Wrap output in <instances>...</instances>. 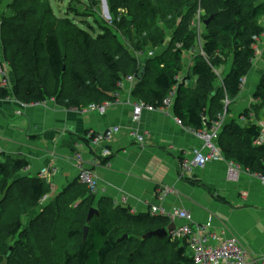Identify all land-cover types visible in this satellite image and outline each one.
Here are the masks:
<instances>
[{
    "label": "trees",
    "instance_id": "obj_1",
    "mask_svg": "<svg viewBox=\"0 0 264 264\" xmlns=\"http://www.w3.org/2000/svg\"><path fill=\"white\" fill-rule=\"evenodd\" d=\"M96 3L92 1L91 7L95 8ZM107 3L110 12L124 14L115 20L114 29L105 28L95 34L94 26L87 21L80 25L69 11L64 16L57 15L50 0H16L10 4L14 14L2 15L0 37L16 85H0V98L16 93L27 104L55 98L67 109L81 110L114 101L119 82L136 75L144 66L140 87L134 91L139 100L156 108L165 107V99L177 87L173 106L176 117L191 130L210 129L224 111V100H233L240 94L253 68L256 38L264 32V3ZM168 29L172 36L166 46ZM119 32L131 41L134 52L145 53L149 47L152 49L148 50L167 48L142 64L121 43ZM198 42L203 53L193 58L197 84L190 89L185 80L179 82L178 78L185 55L195 53ZM84 92L90 97L87 100ZM96 94L99 97L92 98ZM255 97L264 105V84H260ZM253 110L242 115L248 119L247 124L233 121L226 125L219 141L226 158L252 174L264 175V145L256 144L261 128L251 120ZM25 165L21 161L12 166L0 162V264H195L182 241L170 236L146 237L168 225L166 216L133 214L130 207L104 197L96 206L99 214L88 224V214L96 199L80 182L67 187L54 204L46 206L25 227L22 218L28 217L51 192L50 184L41 179L13 180ZM86 226L89 233L85 240ZM11 238L16 239L13 245L9 244ZM10 247L13 251L8 257Z\"/></svg>",
    "mask_w": 264,
    "mask_h": 264
},
{
    "label": "crops",
    "instance_id": "obj_2",
    "mask_svg": "<svg viewBox=\"0 0 264 264\" xmlns=\"http://www.w3.org/2000/svg\"><path fill=\"white\" fill-rule=\"evenodd\" d=\"M261 24L264 26V20ZM198 44L195 53L185 55L178 78L179 82L185 80L186 87L190 89L197 84L193 58L203 53L201 42ZM166 48L152 52L154 56L161 55ZM256 49L253 68L246 76L240 94L230 99L232 102L224 127L233 121L247 124L248 119L242 115L249 109L255 110L256 106L257 110L250 112L251 120L255 123L264 120V105L255 97L260 84H264V38L257 42ZM132 53L138 59L144 56L141 52ZM0 63L12 88L16 85V77L4 58L1 37ZM141 81L124 82L114 92L116 99L110 101L105 113L89 108L67 109L55 98L34 104L23 102L16 93L0 98V162L11 166L17 161L26 162L14 174L13 180L25 177L41 179L51 186V192L28 217L35 218L46 206L54 204L67 187L80 182L76 155L81 154L83 160L90 161L96 153L90 147L87 132H101L118 126L121 131L109 145L114 154L106 160L100 159L93 167L99 179L94 207L105 197L117 205L130 207L133 214L160 217L152 214L153 207L168 211L184 209L192 214L193 227L205 224L209 216H213L212 227L207 232L221 238H236L252 255L264 256V183L243 168L239 179L230 181L227 170L232 160L224 155L220 139L221 159L183 174L181 161L191 158L193 149L202 146L203 142L196 131L178 124L174 101L169 107L145 110L136 120L134 105L141 100L134 91L140 87ZM138 136L144 140L140 142ZM43 167L50 170L47 178L40 177ZM83 186L87 188L85 184ZM166 189L169 193L164 194ZM31 218H28V225ZM173 222L176 226L184 223L182 219L172 221L169 218L165 228ZM178 241L184 243L189 254L185 241Z\"/></svg>",
    "mask_w": 264,
    "mask_h": 264
},
{
    "label": "built area",
    "instance_id": "obj_3",
    "mask_svg": "<svg viewBox=\"0 0 264 264\" xmlns=\"http://www.w3.org/2000/svg\"><path fill=\"white\" fill-rule=\"evenodd\" d=\"M199 18V17H198ZM264 37V32L261 34ZM257 37V41H258ZM140 55V53H138ZM154 56V52H150ZM126 79L119 82V87H122L124 82H134L136 76L132 75L125 77ZM0 85L10 88L9 80L3 66H0ZM177 94L175 87L165 99V107L173 104ZM231 101L227 98L224 100V112L220 114L219 120L215 121L210 129L196 131L197 136L202 140V146L193 149L191 158H184L181 161V169L183 174H189L194 169L203 168L209 162L221 159L222 152L218 147V140L224 128V122L228 113V108ZM111 102L108 101L102 104H92L89 109L100 113H105ZM157 108L153 105L139 101L134 105V118L138 120L143 111H155ZM178 124L183 125L180 118H176ZM261 128L260 136L256 141L257 145H264V120L257 122ZM121 131L118 126L110 127L101 132L88 131L86 134L91 149L96 151L94 158L90 161L83 160L81 154L76 155L78 164V178L80 182L85 184L89 192L95 195L98 192L99 179L93 167L100 162V159L106 160L110 158L114 151L109 146L114 140L117 133ZM134 135H138L136 132ZM140 142L144 139L138 136ZM98 150V151H97ZM242 167L231 161L228 165L227 177L230 181L236 182L239 179ZM50 175V170L43 167L40 170V177L47 178ZM263 183L264 175L255 174ZM169 193V190H164V194ZM153 215L166 216L174 221L176 218L182 219L183 224L178 225L175 229L169 232V236L174 240H183L194 258L195 264H264V256L252 255L236 238H221L213 232H207V229L212 227L213 216H209L207 222L200 226L193 227L192 214L184 209H174L168 211L162 207H153L151 210Z\"/></svg>",
    "mask_w": 264,
    "mask_h": 264
},
{
    "label": "rangeland",
    "instance_id": "obj_4",
    "mask_svg": "<svg viewBox=\"0 0 264 264\" xmlns=\"http://www.w3.org/2000/svg\"><path fill=\"white\" fill-rule=\"evenodd\" d=\"M50 1H51L53 10L57 15H64L63 14L64 12L69 11L70 17L74 18L77 22H79L80 25L84 26V24H82L83 21L89 22V24L94 26V31H92L93 34H95V32H101V30H103L105 28L114 29L115 20L118 19L122 14H124V11H119V14H116V13L110 12V10H109V13H107L103 0H91V1L88 0L87 2H85V0H50ZM92 1L97 2L96 3L97 5L95 8L91 7ZM258 1L264 2V0H258ZM15 3H16V0H4L1 2V4H0V21H1L2 15L14 14L13 9L10 8L9 5L15 4ZM263 20H264V18L262 19V21ZM199 23H200V20H198V23H197L198 26H199ZM160 24H162V23H160ZM123 34H124L123 32L118 33L119 40L121 41L122 44H124V46L127 48V50L134 52L133 51V45H132L131 41H129L127 38H125V36ZM171 36H172V30L168 29L167 30L166 46L169 44V41H170L169 39L171 38ZM261 38H264V37H261V35H260L258 38V41L261 40ZM148 49H152V48L149 47ZM148 49L144 53V56L139 58L140 61L142 62V64H144L150 57H153L150 55V52H152L153 50H148ZM162 50L158 49L157 51L161 52ZM124 79H126V78L124 77L122 80H124ZM80 92H81V89H80ZM83 97L86 100L88 98H90L89 95H87V93H85V92L83 93ZM96 97H99V94L92 95V98H96ZM228 99L230 100V98H228ZM231 109L233 110V107ZM230 114H231V112H229V115ZM28 218H31V217L29 216V217L22 218L23 224L25 227L28 226V223H27L29 221ZM31 220H32V218H31ZM15 241H16L15 238H11L9 240V244L13 245L15 243Z\"/></svg>",
    "mask_w": 264,
    "mask_h": 264
},
{
    "label": "water",
    "instance_id": "obj_5",
    "mask_svg": "<svg viewBox=\"0 0 264 264\" xmlns=\"http://www.w3.org/2000/svg\"><path fill=\"white\" fill-rule=\"evenodd\" d=\"M104 1V6L106 9V12L109 13V7H108V3L107 0H103ZM212 17H210L209 19H207L206 21H204L205 25H207L210 21H211ZM194 51V50H193ZM144 70L145 67L143 66L140 71L136 74V79H138L139 81H141L143 79V75H144ZM99 214V210L96 207H91L89 214H88V224L91 223L92 219L94 218L95 215ZM176 227V224L173 222L170 224V226L168 228H161V229H157L154 230L152 232H149L146 237H158L160 239H165L167 237H169V232L173 231ZM89 233V226L85 227V232H84V239L86 240L87 236ZM125 238L127 237V235L124 236ZM13 251V247H10L8 250V257L11 255Z\"/></svg>",
    "mask_w": 264,
    "mask_h": 264
}]
</instances>
